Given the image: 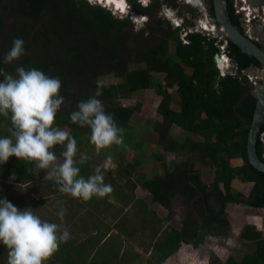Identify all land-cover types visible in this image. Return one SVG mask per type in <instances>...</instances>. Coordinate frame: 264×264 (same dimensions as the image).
<instances>
[{
  "label": "trees",
  "instance_id": "trees-1",
  "mask_svg": "<svg viewBox=\"0 0 264 264\" xmlns=\"http://www.w3.org/2000/svg\"><path fill=\"white\" fill-rule=\"evenodd\" d=\"M119 1L112 0L109 6L118 9ZM128 3L129 13L122 18L84 0H10L0 5V178L10 175L18 183L31 181L37 154L45 145L54 152L64 145L79 147L84 137L97 139L107 130L114 132L118 144L124 133L123 145L142 152L130 123L132 114L145 107L140 102L123 106L119 101L151 88L161 97L157 105L160 119L152 123L157 151L151 164L155 172L160 169L151 177L137 173L136 182L129 180L132 192L140 184L151 202L166 211L161 217L137 198L140 230L155 227L146 247V261L136 251L130 258L121 255L119 247L109 248L107 238L111 235L100 240L109 227L101 230L91 222L96 235L82 243L56 237L54 241L48 234L39 236L31 228H18L25 239L15 236L12 242L27 239L31 246L24 250L43 257L44 263L28 257L26 264H162L182 243L197 248L210 236H230V205L264 207V172L252 167L246 154L256 99L250 93L251 82L241 73L250 66L259 67V63L228 41V56L236 62L237 73L220 76L213 60L219 52L215 37L193 32L186 34L184 43L181 34L193 23L184 18L176 26L178 12L172 18L158 16L162 5L173 10L183 6L193 15L194 6L179 0H151L145 6L138 0ZM203 3L214 19L212 0ZM227 11L232 24L241 29L231 0H227ZM9 16L19 21L7 27ZM140 17L145 18L141 26ZM155 73L162 75L163 82ZM107 75L113 80L100 82ZM173 96L178 97L176 105ZM38 104L51 109L52 119L39 143L34 139L40 125L32 118ZM173 125L183 131L181 139L171 133ZM62 127L67 128V137L60 143L56 133ZM256 152L264 160L259 139ZM165 153L173 157L167 158ZM79 157L75 170L50 182L51 187L69 191L81 185L88 165L84 156ZM136 164L137 160L125 163L130 168L127 176ZM203 167L211 170L210 182L202 178ZM234 179L253 183L247 195L232 185ZM117 192L120 202L126 200L125 193ZM178 195L187 208L180 227H175L168 222L175 217L173 202ZM104 198H92L94 209L100 208ZM130 199L134 200V195ZM163 221L168 224L161 230ZM117 225L128 230L124 233L119 226L117 231L126 239L139 231L123 220L113 229ZM256 228L248 222L238 233V238L252 242L253 250L240 259L228 256L222 264H264V235ZM219 262L217 256L209 260V264ZM0 264L11 263L2 260Z\"/></svg>",
  "mask_w": 264,
  "mask_h": 264
},
{
  "label": "rangeland",
  "instance_id": "rangeland-1",
  "mask_svg": "<svg viewBox=\"0 0 264 264\" xmlns=\"http://www.w3.org/2000/svg\"><path fill=\"white\" fill-rule=\"evenodd\" d=\"M9 1L0 0V5H6ZM200 1L202 2V0ZM191 2L194 3V0H191ZM203 5L207 10V6L204 3ZM173 11L180 14L179 19L182 21L187 18L193 25L195 24L196 12L193 15L183 6ZM14 21H19V19L15 16L7 17V27ZM142 22L143 19H140L139 26L143 24ZM169 51H173V44L170 45ZM155 78L163 82L161 74L155 73ZM112 80L109 75L100 78V82H111ZM173 88L175 89V87ZM174 89H169V91L174 92ZM160 98L156 89L151 88L138 90L132 94L131 98L120 99L119 101L123 106L140 102L145 107V110L142 108L141 111L132 114L130 123L131 129L134 130V139L142 143V152H136L133 145L132 147L123 145L124 140L122 137L124 133L118 137V144L114 132L107 130L104 135L97 139L91 136L84 137V143L79 147L64 145L60 150L54 152L48 145H45L37 154L35 177L31 181L18 183L10 175L0 178V261L7 260L11 264H26V259L29 257V260L44 263L43 257L35 256L33 253L24 250L31 246L27 239L19 241V243L12 242L15 236L25 239L18 233V228H31L39 236L48 234L54 238V241L56 237L58 240L66 242L82 243L87 237L96 235L94 224H99L101 230H104L106 226L109 227L108 234L105 232L100 237V240L105 241L106 236L111 235L110 238H107L109 248L111 246L119 247L120 254L130 258H132L131 252L136 251L142 255L143 261H146L148 256V253L145 252L146 247L153 238L151 233L155 227H151V231L140 230L142 215L138 212L140 206L137 203V198H142L148 208L156 211L161 217L165 216L166 211L151 202L150 194L140 184H137L132 192L129 188V180L136 182L135 176L137 173L143 174L145 177H151L160 169L158 167L155 172L151 167L154 162L153 153L157 151L155 144L157 134L152 129V123L160 119L157 113ZM173 100L176 105L178 97L173 96ZM50 115L51 109L45 105L38 104L33 108V122L40 125V131L34 139L35 142L39 143L41 141L45 132L44 129L47 125H51ZM170 131L178 139L184 136L183 131L176 125H173ZM65 137H67V128H59L56 133L57 141L62 143ZM81 155L86 158L88 165L87 173L81 185L75 188L72 187V190L69 191L51 187L50 182H55L57 179L67 176L68 171L73 170L75 162ZM165 156L167 158L173 157L171 153H165ZM131 160H137V164L135 169H131V175L127 176L126 171H129L130 168L125 166V163ZM53 171L56 172L53 173ZM210 172L211 170L207 167L201 168L204 181L210 182ZM234 187L247 195L251 184L236 182ZM106 188L110 190L107 192ZM111 191H114L116 195L114 192L110 193ZM117 191L120 194L125 193L127 195L126 200L120 202ZM131 194L134 195V200L130 199ZM94 197H105V202L100 204V208L97 206L94 209L92 201ZM173 208L175 217L168 223L180 227V219L187 208L181 196H176ZM247 210L249 208L240 204L230 205L228 207V219L231 227L230 236L220 238L210 236L197 248L182 243L178 251L162 264H209L212 256L219 258L220 262L218 264H222L228 256L240 259L245 253L251 252L254 248L252 242L238 238L241 228L248 223L247 216H245ZM90 212H93V215ZM250 212L253 211L250 210ZM113 215H117V217L111 219ZM120 220L130 224L134 230L138 229L139 231L134 232L132 238H127L128 240L124 235L119 237L120 235L117 233L119 226L124 233L127 232L128 234L126 227L121 225H117L113 229L114 224ZM91 222L94 224H91ZM168 223L166 221L161 222V230ZM256 229L258 230V228ZM259 230L264 235V225Z\"/></svg>",
  "mask_w": 264,
  "mask_h": 264
},
{
  "label": "water",
  "instance_id": "water-1",
  "mask_svg": "<svg viewBox=\"0 0 264 264\" xmlns=\"http://www.w3.org/2000/svg\"><path fill=\"white\" fill-rule=\"evenodd\" d=\"M250 5L258 7L264 5V0H248ZM214 21L217 25L216 36L225 38L230 43L234 44L239 50L248 57L254 58L259 67L250 66L243 70L244 74H256L255 84H252L253 88L250 90L252 96L255 97L256 102L250 121L247 141H246V154L248 162L255 169L264 172V160L261 159L256 152V142L258 134L261 130V126L264 124V51L262 48L249 40L244 34V31L239 27L234 26L229 18L227 11V0H212ZM196 16H200L199 10L196 12ZM222 30V31H221ZM259 31L264 32L263 26L258 28ZM255 33V29L251 32ZM220 43H216V47H219ZM229 51V47L226 49ZM214 63L221 64L222 59L216 53L214 55ZM231 67L227 69L228 73L235 72L236 62L231 60Z\"/></svg>",
  "mask_w": 264,
  "mask_h": 264
},
{
  "label": "built area",
  "instance_id": "built-area-1",
  "mask_svg": "<svg viewBox=\"0 0 264 264\" xmlns=\"http://www.w3.org/2000/svg\"><path fill=\"white\" fill-rule=\"evenodd\" d=\"M90 4H94V0H87ZM187 4H191L195 7L196 12L199 10L200 16L197 17L195 24L193 27L189 28L188 30H185L181 34V39L185 43V36L188 33L192 32H197V33H202L206 36H216V34L213 33L212 29L210 31H206L205 25H213L215 28L217 27L214 19L213 21L212 18L210 17L208 10L203 7V0L202 2L200 0H194V3L191 2V0H184ZM98 3L100 1H97ZM233 4V9H234V14L239 18L240 24L243 28L244 34L247 36V38L254 43L260 45L262 47V50L264 51V32H261L258 30L260 26H263L264 28V5L255 7L250 5L248 0H231ZM120 7L118 9H115L114 14L117 15L118 17H124L127 13V7L123 2H120ZM170 10L164 8V14L168 15ZM172 15V13H171ZM176 26H180L182 21L181 20H175L174 21ZM211 26V27H213ZM255 29V33L252 34L251 32ZM217 39V42L220 43V46L217 47L219 52L218 55L222 60H225V64H218L215 63V67L219 71L220 76H225V75H235L237 73V68L235 69V72L233 73H228L227 69L231 67V58L228 56V51L226 49L228 48V41L225 38L221 37H215ZM216 45V43H215ZM241 73H243V70H241ZM247 76L248 80L251 82V84H255V79L257 78L258 75L256 74H244ZM258 139L261 142L262 146V156L264 158V130H260L258 134Z\"/></svg>",
  "mask_w": 264,
  "mask_h": 264
},
{
  "label": "clouds",
  "instance_id": "clouds-1",
  "mask_svg": "<svg viewBox=\"0 0 264 264\" xmlns=\"http://www.w3.org/2000/svg\"><path fill=\"white\" fill-rule=\"evenodd\" d=\"M86 3H88L89 5H96V6H99V7H101V8H109L113 13H114V11H115V7L114 6H109L106 2H105V0L102 2V0H94V4H90L87 0H84ZM97 1H100L99 3L97 2ZM138 1H140V2H142L143 3V5L145 6V5H147L151 0H138ZM179 1H182L185 5H188V6H193V5H191V4H187L184 0H179ZM120 2H123L125 5H126V7H127V13H126V15L129 13V3H128V1L127 0H120L119 1V4H120ZM120 7V6H119ZM121 8V7H120ZM164 8L165 9H168V10H170V12L168 13V15H166V14H164ZM195 8V7H194ZM122 9V8H121ZM160 12V11H159ZM195 12H196V10H195ZM171 13H172V15H171ZM174 14H175V12L173 11V9H171V8H169V7H163V13H161V15H160V17H167V18H172V17H174ZM122 18V17H121ZM180 17H177V18H174V21L175 20H181V19H179ZM140 19H143V22L142 23H144L145 22V18L144 17H140L139 19H137L138 20V23H140ZM182 21V20H181ZM182 24V23H181ZM193 33V32H192ZM197 33V32H196ZM216 43H217V41H216ZM229 52V51H228ZM218 54V53H217ZM232 60V59H231Z\"/></svg>",
  "mask_w": 264,
  "mask_h": 264
},
{
  "label": "crops",
  "instance_id": "crops-1",
  "mask_svg": "<svg viewBox=\"0 0 264 264\" xmlns=\"http://www.w3.org/2000/svg\"><path fill=\"white\" fill-rule=\"evenodd\" d=\"M236 182L239 183L241 181H239L238 179H234L232 181V185L234 186ZM247 183H250L251 187H252V184H253L252 182H247ZM251 187H250V189H251ZM250 210H252L253 212H250ZM247 211L248 212L245 213V216H247V219H248L247 222L254 223L256 225V227L261 229L262 226L264 225V207L251 208Z\"/></svg>",
  "mask_w": 264,
  "mask_h": 264
},
{
  "label": "bare ground",
  "instance_id": "bare-ground-1",
  "mask_svg": "<svg viewBox=\"0 0 264 264\" xmlns=\"http://www.w3.org/2000/svg\"><path fill=\"white\" fill-rule=\"evenodd\" d=\"M112 0H105V2L109 5L111 3ZM103 2V1H102ZM205 25V29L206 31H210V29H212L213 33L216 34L217 32V27L215 28V26H213L212 24L211 25H208V24H204ZM213 26V27H211ZM222 31V30H221ZM221 64H225V60H222Z\"/></svg>",
  "mask_w": 264,
  "mask_h": 264
},
{
  "label": "flooded vegetation",
  "instance_id": "flooded-vegetation-1",
  "mask_svg": "<svg viewBox=\"0 0 264 264\" xmlns=\"http://www.w3.org/2000/svg\"><path fill=\"white\" fill-rule=\"evenodd\" d=\"M160 1H162V0H160ZM163 7H167V6H165V5H162L161 6V8H160V12H159V16L161 15V13H163ZM240 26H241V24H240ZM241 29L243 30V28H242V26H241ZM258 45V44H257ZM260 46V45H259ZM262 48V47H261Z\"/></svg>",
  "mask_w": 264,
  "mask_h": 264
}]
</instances>
